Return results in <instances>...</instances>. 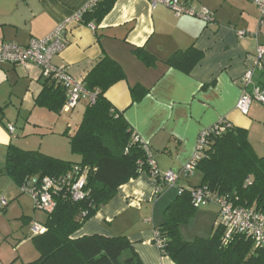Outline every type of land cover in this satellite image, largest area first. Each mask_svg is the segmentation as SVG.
Listing matches in <instances>:
<instances>
[{
    "label": "crops",
    "instance_id": "obj_1",
    "mask_svg": "<svg viewBox=\"0 0 264 264\" xmlns=\"http://www.w3.org/2000/svg\"><path fill=\"white\" fill-rule=\"evenodd\" d=\"M180 1L197 10H208L214 22L207 24L187 15L175 17L163 5L152 7L149 0H117L92 29L73 19L90 0H0V38L26 47L30 41L42 40L64 24L66 47L52 58L54 66L67 67L72 77L83 81L103 57L117 62L125 79L111 86L105 98L147 145L159 173L180 172L193 156L200 133L221 121L247 130L256 154H264V107L253 102L247 115L236 110L240 79L249 65L247 55L255 54L257 46L264 47V23L258 25L255 5L252 0ZM190 47L203 55L190 73L167 64L173 54ZM133 49L144 50L155 64L146 65L132 53ZM41 78L40 70L33 65L0 66V89L5 85L10 88V95L19 93L8 99L20 100L34 108ZM253 79L255 84L264 85V54ZM136 85L146 89L147 94L132 102L130 89ZM31 124L35 134L42 129L39 124ZM6 134L0 130V146L17 147L22 142L21 137L14 141L12 134ZM49 135L63 140L56 130H50ZM43 154L56 158L60 152ZM7 180L9 185L11 182ZM198 185H190L183 175L177 183V187L186 188ZM161 187L154 178L141 174L121 186L117 195L72 238L124 236L142 264H173L160 256L154 244L156 228L163 221L156 211L160 202L154 203L164 194L157 195ZM13 190V204L3 211L0 226L2 234L7 235L12 220L29 221L30 234L21 242L24 244L29 236L34 237L31 233V223L36 222L34 208L28 195L20 194L15 186Z\"/></svg>",
    "mask_w": 264,
    "mask_h": 264
},
{
    "label": "trees",
    "instance_id": "obj_2",
    "mask_svg": "<svg viewBox=\"0 0 264 264\" xmlns=\"http://www.w3.org/2000/svg\"><path fill=\"white\" fill-rule=\"evenodd\" d=\"M116 1L98 0L84 7L78 22L98 25ZM132 53L146 65L155 64L154 58L142 49H133ZM202 58L201 52L190 47L173 54L167 64L190 73ZM124 79L121 66L103 57L82 81L85 92L93 94V101H89L74 134L68 137L70 153L79 157L78 163L7 145L1 172L19 191L31 178L70 176V182L84 180L83 198L78 201L72 200L66 190L53 195V209L43 224L45 232L31 239L39 257L27 264H142L124 236L72 238L117 195L121 186L143 173L150 176L146 152L140 142L133 141L137 135L105 98L107 90ZM40 85L35 106L59 113L65 102L64 89L51 79L41 78ZM256 85L264 89V85ZM146 94L140 85L130 89L132 102ZM195 172L201 177L195 187L226 196L237 207L264 212V156L254 151L247 130L230 125L221 135H211ZM196 210L183 187L182 193L164 209L163 221L156 228L154 244L162 243L161 257L173 264H264V248H256L242 235H235L223 245L224 230L216 224L209 238L185 241L180 228L191 221Z\"/></svg>",
    "mask_w": 264,
    "mask_h": 264
},
{
    "label": "built area",
    "instance_id": "obj_3",
    "mask_svg": "<svg viewBox=\"0 0 264 264\" xmlns=\"http://www.w3.org/2000/svg\"><path fill=\"white\" fill-rule=\"evenodd\" d=\"M98 0H90L86 5L91 6ZM150 5H163L171 10L175 17L192 16L198 17L207 24L214 22L211 12L206 9L197 10L180 0H149ZM255 5L259 21L258 25L264 23V0H252ZM81 11L73 16L74 21H79ZM93 29V26L90 25ZM65 25H58L52 33L42 40H32L26 47H20L15 43L4 41L0 38V66L9 64L13 66L26 67L33 65L40 70L43 79H51L65 91V102L61 111L68 112L74 110L82 98L93 101V94L85 92L81 80L75 79L68 73L67 67H56L51 63L53 57L59 55L66 47L63 40ZM256 34H254L255 36ZM244 36V33H239ZM264 54V47L257 46L253 55H247L249 63L247 69L240 79L241 94L236 104V110L243 115H247L253 102L264 107V90L254 82V73L260 67V60ZM227 122L221 121L212 128L200 133L193 156L182 167L180 172L168 171L163 174L156 169L150 151L145 143L137 136L133 137L134 142H140L146 152L148 165L150 167V177L162 186L157 190V195L163 193V187L175 188L177 194H181L183 187H177L180 176L184 178L192 176L196 170L198 162L204 157L208 148V139L211 135L219 136L229 128ZM9 134L13 133V128L8 127ZM83 178L70 182V176L60 178L44 177L42 179L31 178L20 190L28 195L34 209L43 210L46 214L53 209V195L62 190H66L71 199L78 201L83 198ZM191 202L194 208L198 209L208 204H214L218 208L217 226L223 228V245L229 243L235 235H242L250 240L256 248H264V212L254 208L237 207L226 196H219L209 191L206 187H188ZM8 202L0 196V211L6 209ZM45 232V227L39 223H31V233L33 236L41 235ZM155 246L158 251L162 249V243L157 241Z\"/></svg>",
    "mask_w": 264,
    "mask_h": 264
},
{
    "label": "rangeland",
    "instance_id": "obj_4",
    "mask_svg": "<svg viewBox=\"0 0 264 264\" xmlns=\"http://www.w3.org/2000/svg\"><path fill=\"white\" fill-rule=\"evenodd\" d=\"M9 92L10 88L5 85L0 89V130L7 135L6 133H9L7 129L11 126L14 130V133L11 135L14 141L17 139V136L22 138V142L17 145V147L22 150L38 151L42 153H50L51 151L58 150L60 155L56 158L71 163H78L80 159L78 156L70 153L67 138L73 135L74 130H76L79 125L85 107L89 103L88 98H82L75 109L69 113L63 111L56 113L46 108H34L30 104L20 102V100H15L13 98L9 100V96L12 97L14 94H19L12 93V95H10ZM31 123L39 124L42 129L37 131L36 134L33 133V131H31L33 128ZM50 130L60 132L63 140L51 138L49 135ZM65 132H68L69 135H63ZM5 154L6 145L0 146V196L6 198L9 207L13 204L11 200L13 198L12 194L15 191L13 190V184L9 182L10 184L8 185V178L1 172L5 165ZM258 155L259 157L264 156L261 152H259ZM200 178V174L194 172L192 176L185 178V180H187L190 185H197L200 182ZM163 193L162 196L154 201V203L160 202L156 211L160 214L161 218L163 217L164 209L177 195V190L175 188L164 187ZM33 212L36 222L41 224L46 222L47 214L43 210L33 209ZM2 214L3 212H0V217ZM217 221V206L208 204L207 206L198 208L191 221L187 225L181 227L182 238L188 242L197 238L207 239L211 236ZM9 228L8 234L3 235L0 226V264H27L37 260L39 253L31 240L32 238L29 236L27 242L24 244L21 243L26 241V236L30 234L29 221L25 222V219L12 220L9 223Z\"/></svg>",
    "mask_w": 264,
    "mask_h": 264
}]
</instances>
